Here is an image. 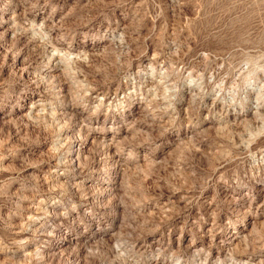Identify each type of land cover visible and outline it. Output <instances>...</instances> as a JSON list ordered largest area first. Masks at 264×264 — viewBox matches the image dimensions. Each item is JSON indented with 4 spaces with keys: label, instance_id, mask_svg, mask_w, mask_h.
<instances>
[{
    "label": "rangeland",
    "instance_id": "374dc122",
    "mask_svg": "<svg viewBox=\"0 0 264 264\" xmlns=\"http://www.w3.org/2000/svg\"><path fill=\"white\" fill-rule=\"evenodd\" d=\"M0 264H264V0H0Z\"/></svg>",
    "mask_w": 264,
    "mask_h": 264
},
{
    "label": "bare ground",
    "instance_id": "6f19581e",
    "mask_svg": "<svg viewBox=\"0 0 264 264\" xmlns=\"http://www.w3.org/2000/svg\"><path fill=\"white\" fill-rule=\"evenodd\" d=\"M32 42H34V41H32ZM29 44H31V43H29ZM33 44V43H32ZM35 63V62H34ZM27 222V221H26ZM39 230V229H38ZM13 233V232H12ZM32 243V242H31ZM248 253V252H247ZM245 255V254H244Z\"/></svg>",
    "mask_w": 264,
    "mask_h": 264
}]
</instances>
